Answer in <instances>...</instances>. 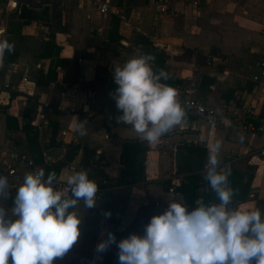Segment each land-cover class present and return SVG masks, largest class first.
Returning <instances> with one entry per match:
<instances>
[{"label": "crops", "instance_id": "1", "mask_svg": "<svg viewBox=\"0 0 264 264\" xmlns=\"http://www.w3.org/2000/svg\"><path fill=\"white\" fill-rule=\"evenodd\" d=\"M41 1L0 0V39L12 43L17 52L14 61L0 66V176L22 184L28 170L22 156L32 157L30 133L25 130L30 125L40 135L46 163L65 160L72 142L88 145L95 152L97 180L112 184L110 188L116 191L120 188L116 179L123 176L131 186L126 209L115 226L111 214L105 215L107 211L99 216L97 205L86 209L83 201L78 203L75 210L83 217L81 235L54 264H120L116 243L104 252L96 251L97 244L109 232L121 235H115L117 243L132 233L143 235L151 217L162 214L168 203L186 204L175 187L184 176L204 172L209 148L218 139L222 141L220 157L238 160L241 169L254 165L256 192L252 196L257 193V197L238 207L253 209L264 198L263 135L222 116L213 120L186 116L158 142L148 143L131 126L117 122L122 112L111 95L117 88L114 68L140 54L145 36L152 43L151 53H163L172 76L182 80L173 87L181 104L186 97L200 98L195 94L202 91L199 73H203L216 82L205 89L202 101L217 107L244 106L264 114V83L252 79L264 57V0L129 1L127 8L115 0H47L38 6ZM106 2L110 10L102 13L100 7ZM23 6L37 17L21 18ZM159 6L167 9L162 11ZM113 14L122 19L120 42L109 40ZM57 60L61 63L54 80L50 69L54 70ZM208 61L215 66L209 67ZM99 67L109 72L106 81L97 79ZM230 90L231 95L224 97L223 92ZM8 115L19 120L17 129L9 128ZM54 122L61 143L52 146ZM80 123L84 135L77 130ZM125 140L138 142L126 145ZM81 156L82 150L62 170L60 180L66 181L73 169L79 171ZM10 167L16 168L17 175L7 174ZM188 210L193 206L188 205Z\"/></svg>", "mask_w": 264, "mask_h": 264}, {"label": "clouds", "instance_id": "2", "mask_svg": "<svg viewBox=\"0 0 264 264\" xmlns=\"http://www.w3.org/2000/svg\"><path fill=\"white\" fill-rule=\"evenodd\" d=\"M14 45L0 39V66ZM155 57L139 54L112 72L117 88L111 93L122 115L118 123L131 126L138 137L156 143L186 119V109L172 86L162 84L169 74L154 71ZM86 134L83 123L77 125ZM243 137H241V140ZM222 141L209 148L205 179L219 203H203L189 211L173 201L144 226L118 243L114 233L101 240L97 252L116 243L120 264H264V214L260 209L230 207L235 189L229 185L231 168L221 167ZM60 183L55 171L40 168L26 173L10 210L0 207V264H54L77 243L83 217L75 209L97 205L98 185L86 170L73 169ZM10 196L8 179L0 176V200ZM110 216V212L105 213Z\"/></svg>", "mask_w": 264, "mask_h": 264}, {"label": "trees", "instance_id": "3", "mask_svg": "<svg viewBox=\"0 0 264 264\" xmlns=\"http://www.w3.org/2000/svg\"><path fill=\"white\" fill-rule=\"evenodd\" d=\"M47 0H43L39 2L38 6H42V4H45ZM19 15L23 19H34L37 16L32 13L31 9L28 6H23L20 9ZM121 17L118 14H113L111 23L112 28L109 35V40L111 42L119 41L120 42V34H119V27L121 23ZM143 45L140 49V54H148L151 52V42L149 39H147L145 36H143ZM160 55L156 54L153 55L155 57L154 61L152 62V66L154 71H159L160 69H164L169 74V79L167 80H161V83L172 86V87H178L182 84V80L174 78L172 76L170 67L167 64V59L165 58V55L163 53L159 52ZM17 52L15 50L8 52L5 51L3 63L8 64L11 61H14L16 59ZM61 61L57 60L54 63V67L59 65ZM51 74L54 72V80L57 78V71L53 68L50 69ZM51 76V75H50ZM109 76V72L104 67L98 68V77L97 79H101L106 81ZM215 79L208 76L203 75L200 80V87L202 90L210 89L215 84ZM15 96V93L12 94V97ZM225 97V96H224ZM227 102V101H226ZM58 113V112H57ZM262 116L264 114H261ZM189 117V115H186ZM192 117V116H191ZM7 122L9 128H16V123L19 122V120L16 117L7 116ZM12 122H15L14 125H12ZM25 130L29 134V148L32 152V158L34 159L35 163L38 164L41 168L45 170V175L49 172L55 171L57 174V177H60V174L62 170L66 167H69L71 162L75 159V157L80 153L82 150V156L78 164V170H86L88 172L89 178H91L92 173L94 174V150L90 148L88 145H79L74 144L73 142L68 144V149L66 152V158L63 161H59L56 163H46V159L44 156V151L41 145L40 141V135L32 126L26 125ZM59 130L58 123L54 122V129L51 134V141L50 145H59L61 142L57 141L56 136L57 132ZM138 142L137 140L131 141V140H125L124 144H134ZM254 179V174H246L243 173L241 170L237 168H231V175L228 177L229 185L235 189V195L233 196L232 204L236 205L238 203H243L246 201H249L251 198V186L252 181ZM94 180V179H93ZM99 186L100 190L97 192L98 195H101V202L104 206L105 211H110L111 214V222L113 226L118 225L122 219V215L126 209L127 205V197L130 194L131 186L128 184V182L124 179L123 176H120L116 179V184L120 186V188L116 191H113L110 187L112 184L101 182H96ZM176 191L180 192L185 200V203L188 205L193 206V209L197 206V201L199 199L202 200V203L205 205L212 204V203H219L218 197L216 196V193L210 188L209 182L205 179V172L202 173H192L184 176L181 179V182L179 185L175 187ZM126 197V198H125ZM114 235L121 236L119 233L113 232Z\"/></svg>", "mask_w": 264, "mask_h": 264}, {"label": "built area", "instance_id": "4", "mask_svg": "<svg viewBox=\"0 0 264 264\" xmlns=\"http://www.w3.org/2000/svg\"><path fill=\"white\" fill-rule=\"evenodd\" d=\"M107 3L108 2L101 5L100 11L102 13H106L110 10L107 6ZM158 9L165 11L167 7L159 6ZM24 79L27 80V78ZM252 79L256 82L264 83V57L258 62L257 71L252 75ZM182 106L185 107L186 113L189 116L200 119L208 118L211 120L222 116L240 124L246 130L264 136V115L262 116L259 113L252 112L246 109L244 106L240 109L230 107H217L209 105L197 97H186L182 102ZM22 160L25 166L28 168L27 173L34 172L41 168L38 164L35 163L32 157L22 156ZM221 161V167H223L224 165L230 167L234 163V159L232 157H221ZM205 171L206 169L204 167V172ZM7 173L11 176H15L17 175V170L14 167H10ZM65 185L66 181L60 180V183L57 184L56 187L62 188ZM18 187L19 186L16 184H11L12 190H16ZM230 207L236 208L235 205H230Z\"/></svg>", "mask_w": 264, "mask_h": 264}, {"label": "rangeland", "instance_id": "5", "mask_svg": "<svg viewBox=\"0 0 264 264\" xmlns=\"http://www.w3.org/2000/svg\"><path fill=\"white\" fill-rule=\"evenodd\" d=\"M116 2H118V4H120V5H123V6H125L126 8L129 6V1H133V2H135L136 4H141V3H147V1H149V0H115ZM156 2H159L160 0H155ZM164 2H167V3H169V2H171V1H179V2H186L187 0H163ZM189 1H191V2H197L196 0H188V2ZM198 1H201V0H198ZM200 5H201V3H200ZM57 53L59 52L58 50L56 51ZM139 53H140V50H139ZM54 63H55V61H54ZM208 65H209V67H212V66H215L214 65V62H212V61H208ZM54 69L55 70H57V66L56 67H54ZM204 74L203 73H199V76L202 78V76H203ZM204 93H205V90H202L201 92H200V94L199 93H197V94H195L196 96H198V97H200V98H203L204 97ZM224 93V95H225V97L226 96H230L231 94V90L230 91H225V92H223ZM230 98V97H229ZM241 160V159H240ZM238 162V160L237 161H235L231 166H230V168H237V169H239V170H241L243 173H246V174H253V170H254V165L252 164V163H250L249 165H248V167L246 168V169H241V167L240 166H237L236 165V163ZM99 172H95L94 174L92 173V176H91V178H93L94 180H96V182H101L102 180H97V178H99L100 176H99V174H98ZM8 174V173H7ZM9 175V174H8ZM4 176V175H3ZM9 176H11V175H9ZM5 177H7V176H5ZM7 179H8V183H9V192H10V196H9V198L8 199H6V200H0V207H4L5 209H7V210H10L11 208H12V206H13V198H14V196H15V194H16V192L15 191H13L12 189H11V184L14 182L13 180L14 179H12V178H9V177H7ZM63 181H65V180H63ZM252 183V186H251V199H250V201L251 200H253V199H255L256 197H257V193H256V196H252V193H254V192H256V191H254V189H253V183H254V179H253V181L251 182ZM99 190H100V188H99V186H98V192H99ZM101 191V190H100ZM126 198V197H125ZM101 195H98V194H96V203H97V206H98V208H96V215H99V216H101L102 215V212L105 210L104 209V206L102 205V202H101ZM83 205H84V203H82ZM81 204V205H82ZM239 204H241V203H238V204H236L235 206L236 207H238V205ZM93 208H95V207H93ZM260 209L261 210V212H262V214H264V198L263 199H261V200H259V201H257V202H255V205H254V207H253V209ZM89 240L92 242L93 241V239H91L90 237H89ZM93 243V242H92ZM87 245V244H86ZM88 245H90V244H88ZM78 251H80L81 253H83V249L82 248H79L78 249ZM61 264V263H60ZM62 264H64V263H62ZM78 264V263H77Z\"/></svg>", "mask_w": 264, "mask_h": 264}, {"label": "water", "instance_id": "6", "mask_svg": "<svg viewBox=\"0 0 264 264\" xmlns=\"http://www.w3.org/2000/svg\"><path fill=\"white\" fill-rule=\"evenodd\" d=\"M25 122L30 123V120L29 119H25Z\"/></svg>", "mask_w": 264, "mask_h": 264}]
</instances>
